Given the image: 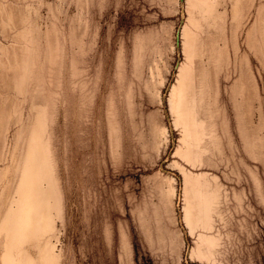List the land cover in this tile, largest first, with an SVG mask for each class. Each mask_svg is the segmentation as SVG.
I'll list each match as a JSON object with an SVG mask.
<instances>
[{
  "label": "rangeland",
  "instance_id": "rangeland-1",
  "mask_svg": "<svg viewBox=\"0 0 264 264\" xmlns=\"http://www.w3.org/2000/svg\"><path fill=\"white\" fill-rule=\"evenodd\" d=\"M0 264H264V0H0Z\"/></svg>",
  "mask_w": 264,
  "mask_h": 264
},
{
  "label": "water",
  "instance_id": "water-1",
  "mask_svg": "<svg viewBox=\"0 0 264 264\" xmlns=\"http://www.w3.org/2000/svg\"><path fill=\"white\" fill-rule=\"evenodd\" d=\"M181 4L183 6L184 0H181ZM178 38H179V34H178ZM177 47L179 48V40L177 41ZM169 89H170V84L168 85V87L166 88L165 92L163 93V96H162V105H163V109H164V112H165V115H166V119H167V122H168L169 130L171 132V137H172L173 142H174L173 126H172L171 119H170V116H169V111H168V95H169ZM179 218H180V221H181V218H182L181 211L179 212Z\"/></svg>",
  "mask_w": 264,
  "mask_h": 264
},
{
  "label": "crops",
  "instance_id": "crops-1",
  "mask_svg": "<svg viewBox=\"0 0 264 264\" xmlns=\"http://www.w3.org/2000/svg\"><path fill=\"white\" fill-rule=\"evenodd\" d=\"M28 159H29V158H26V165H25V168L27 167V164H28ZM25 170H26V169H23V171H24V174H25Z\"/></svg>",
  "mask_w": 264,
  "mask_h": 264
}]
</instances>
